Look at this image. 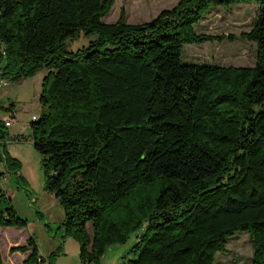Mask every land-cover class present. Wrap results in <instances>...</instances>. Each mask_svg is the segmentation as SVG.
Masks as SVG:
<instances>
[{
    "label": "trees",
    "instance_id": "obj_1",
    "mask_svg": "<svg viewBox=\"0 0 264 264\" xmlns=\"http://www.w3.org/2000/svg\"><path fill=\"white\" fill-rule=\"evenodd\" d=\"M114 1L0 0V79L47 69L30 139L80 263L145 223L120 264H213L238 232L264 264V0H179L105 23ZM246 1L254 65L181 61L184 44L223 38L194 28L210 8ZM80 33L95 38L69 50ZM26 225L0 185V226ZM12 250L43 260L32 236Z\"/></svg>",
    "mask_w": 264,
    "mask_h": 264
},
{
    "label": "rangeland",
    "instance_id": "obj_2",
    "mask_svg": "<svg viewBox=\"0 0 264 264\" xmlns=\"http://www.w3.org/2000/svg\"><path fill=\"white\" fill-rule=\"evenodd\" d=\"M178 1L115 0L102 21L114 22L122 13L128 23L145 22L158 15L161 10L176 6ZM257 9L255 1L210 8L194 28L196 32L223 38L220 41L184 44L181 61L226 66L254 65L256 42L243 39L241 35L254 24ZM94 38L93 33H80L67 41L68 49L76 50L86 46ZM46 72L47 69L42 67L17 79H0L6 81L0 86V172L3 173L0 185L7 197H10L18 216L27 220V225L22 230L0 226L1 257L8 264H22L27 253L13 251L12 247L25 244L29 236L34 238L38 253L43 258L41 262L31 264H81L79 242L74 234L65 235L61 228L64 220L62 206L54 192H50L46 186L41 156L30 139L29 124L32 116H37L41 111L39 93L42 77ZM5 122H9L11 126H6ZM13 138L19 140L14 141ZM4 141H8L5 146ZM144 230L145 223L132 230L123 244L110 246L105 251L101 264H120L125 258H131V247L137 235ZM88 232H92L90 226ZM226 248V252H216L213 264H252V246L246 232H238L229 237ZM114 255L115 258L112 259Z\"/></svg>",
    "mask_w": 264,
    "mask_h": 264
},
{
    "label": "built area",
    "instance_id": "obj_3",
    "mask_svg": "<svg viewBox=\"0 0 264 264\" xmlns=\"http://www.w3.org/2000/svg\"><path fill=\"white\" fill-rule=\"evenodd\" d=\"M2 83V84H1ZM6 83V81H1L0 80V86H2L3 84H5ZM35 118V115H33L32 116V119H34ZM5 125L6 126H9L10 124H9V122H5ZM12 140H14V141H18L19 139L18 138H13Z\"/></svg>",
    "mask_w": 264,
    "mask_h": 264
},
{
    "label": "crops",
    "instance_id": "obj_4",
    "mask_svg": "<svg viewBox=\"0 0 264 264\" xmlns=\"http://www.w3.org/2000/svg\"><path fill=\"white\" fill-rule=\"evenodd\" d=\"M14 115H15V113L13 112V116H14ZM9 126H11V125H9ZM16 131H17V130H16ZM18 131H19V130H18ZM19 132H20V131H19ZM19 132H17V133H19ZM9 141H10V140H9ZM3 143H4V146H5V144H6V143H8V141H7V142H6V141H4ZM17 230H22V229H21V228H19V229H17ZM112 248H113V247H112ZM24 253H27V254H28V251H26V252H24ZM27 254H26V255H27ZM114 258H115V255L113 256V258H112V259H114Z\"/></svg>",
    "mask_w": 264,
    "mask_h": 264
}]
</instances>
